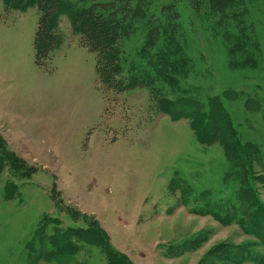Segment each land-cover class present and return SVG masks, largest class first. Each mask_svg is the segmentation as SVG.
<instances>
[{
    "label": "rangeland",
    "instance_id": "obj_1",
    "mask_svg": "<svg viewBox=\"0 0 264 264\" xmlns=\"http://www.w3.org/2000/svg\"><path fill=\"white\" fill-rule=\"evenodd\" d=\"M91 3L0 0V264H264V0Z\"/></svg>",
    "mask_w": 264,
    "mask_h": 264
},
{
    "label": "trees",
    "instance_id": "obj_2",
    "mask_svg": "<svg viewBox=\"0 0 264 264\" xmlns=\"http://www.w3.org/2000/svg\"><path fill=\"white\" fill-rule=\"evenodd\" d=\"M10 1V0H7ZM21 3L25 0H20ZM36 4V8L42 11L39 19L38 31L35 34L34 48L36 62L46 58L53 52L60 43L58 33L53 30V22L57 15L63 11L62 0H32ZM92 3L88 8L74 14L68 13L72 22V26L76 27L78 32L86 38L91 44L100 46L103 39L109 34V46L115 43V37L118 30L124 25V19L128 17L131 11L132 0H91ZM64 7V6H63ZM109 21V22H108ZM109 24V31L105 24ZM113 24V25H112ZM115 45H117L115 43ZM109 52H115L114 49H109ZM41 64V63H40ZM193 108H197V103H194ZM195 113H190L193 115ZM189 115V113H188ZM110 250V247H109ZM112 264H127L114 258Z\"/></svg>",
    "mask_w": 264,
    "mask_h": 264
}]
</instances>
